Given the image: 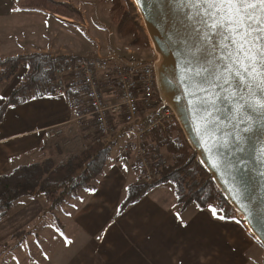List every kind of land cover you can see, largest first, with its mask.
Returning a JSON list of instances; mask_svg holds the SVG:
<instances>
[{"label": "crops", "instance_id": "obj_1", "mask_svg": "<svg viewBox=\"0 0 264 264\" xmlns=\"http://www.w3.org/2000/svg\"><path fill=\"white\" fill-rule=\"evenodd\" d=\"M12 3L0 0V58L32 52L68 54L58 41L47 40L40 14L49 10ZM58 49L63 50L53 53ZM26 68L21 64L7 80L0 105ZM105 94L107 99L116 96L112 90ZM75 101L55 89L40 95L31 92L26 101L7 107L0 121V175L27 165H58L88 148L93 121L87 107L74 106ZM57 129L59 134L49 135ZM123 138H115L101 170L65 202L50 208L46 197L35 192L17 198L0 220V243L16 247L18 232L29 236L31 227L41 223L39 217L51 213L57 228L46 235V254L27 252L26 258L37 259L34 264H251L249 250L259 243L246 225L248 232L236 216L220 219V213L194 204L181 209L169 183L150 189L117 213L126 186L142 181L132 165L123 167L115 159ZM147 143L161 149L159 132L149 135Z\"/></svg>", "mask_w": 264, "mask_h": 264}, {"label": "water", "instance_id": "obj_2", "mask_svg": "<svg viewBox=\"0 0 264 264\" xmlns=\"http://www.w3.org/2000/svg\"><path fill=\"white\" fill-rule=\"evenodd\" d=\"M133 4L155 52L160 99L226 202L264 248V92L253 89L249 95L243 82L229 76L224 65L233 49L215 28L195 18L189 0Z\"/></svg>", "mask_w": 264, "mask_h": 264}, {"label": "trees", "instance_id": "obj_3", "mask_svg": "<svg viewBox=\"0 0 264 264\" xmlns=\"http://www.w3.org/2000/svg\"><path fill=\"white\" fill-rule=\"evenodd\" d=\"M21 7L43 8L68 18H81L80 10L66 0H16ZM114 10L111 21L121 35H132L131 44L149 46L148 37L140 25L138 12L130 0H107ZM122 1L124 3H122ZM65 55H50L45 52L17 54L0 58V84L9 80L25 63L27 68L18 85L11 90L0 105V121L7 107L24 102L30 90L35 95L55 90L54 69ZM81 89L75 83L67 85L66 95L74 102ZM166 107L163 105L155 110L159 113ZM82 112V111H79ZM148 119L146 111L141 109L137 125ZM167 127L159 129L160 146H164L170 155L167 165L157 153L159 146L149 147L152 165L158 177L150 182L135 181L126 186V196L120 202L117 213L122 212L129 204L150 189L164 183L174 188L176 201L181 209L194 204L198 208H210L223 219L235 218V211L226 202L221 192L203 169L196 158V153L188 145L178 123L174 119H165ZM91 145L78 153L70 155L61 164L53 165L46 162L43 166L27 165L9 173L0 175V220L6 215L13 202L34 192L42 194L50 202V208L67 200L79 188L84 187L101 170L110 152L111 141H100L92 138ZM161 168V169H160Z\"/></svg>", "mask_w": 264, "mask_h": 264}, {"label": "built area", "instance_id": "obj_4", "mask_svg": "<svg viewBox=\"0 0 264 264\" xmlns=\"http://www.w3.org/2000/svg\"><path fill=\"white\" fill-rule=\"evenodd\" d=\"M129 61L119 56L80 57L68 53L55 65L53 84L57 91L66 94L67 85L77 82L81 91L74 106L87 107L93 121L94 138L113 142L124 135L115 155L116 161L123 167L132 165L143 181L150 182L159 174L149 156L148 137L159 129H166V118H175L157 93L155 59ZM106 90L115 91L116 96L107 99ZM163 105L166 108L156 114L155 110ZM141 109L146 111L148 119L137 125ZM60 132L57 129L49 135Z\"/></svg>", "mask_w": 264, "mask_h": 264}, {"label": "rangeland", "instance_id": "obj_5", "mask_svg": "<svg viewBox=\"0 0 264 264\" xmlns=\"http://www.w3.org/2000/svg\"><path fill=\"white\" fill-rule=\"evenodd\" d=\"M8 1H12L14 7H21L16 0H6V2ZM27 1L28 0H26V2ZM68 1L74 6L80 4V7H76L80 10L81 16L82 13L85 15V18H83L82 16L81 18H69L70 20H67L62 17L53 15L50 11L48 14L41 13L40 19L43 20L41 23L43 26H45V30L47 32V40L52 42L58 41L60 47L64 48V51L80 57L100 56L106 58L110 56H119L121 58L130 60L129 62H131L132 60L134 62L136 60V63L146 61L145 59L148 60L150 58H155V54L153 49L151 48V44L148 47L131 44V34L121 35L118 32L117 28L111 21V16L113 15L114 10L111 7L110 1ZM130 1L133 3V0ZM122 3L124 2L122 1ZM139 21L141 25L140 16ZM118 39L120 40L119 43ZM62 50L63 49H58L53 53L62 52ZM121 60L125 61V59ZM7 83L8 82L5 81L0 84V91H3V87H5ZM31 92L35 93L36 90L33 89L28 91L27 93L30 94ZM93 132L94 131L92 127V133ZM157 153L163 158L166 165L171 162L170 155L168 154L164 146H162L161 149L159 148ZM10 211H12V207L10 208L9 212ZM236 217L237 221L239 223H242V225L246 229L242 216L240 214H237ZM39 218L42 219L41 223L37 226L31 227L32 229L29 236L26 234V232L24 234V231H20L15 235L14 238L17 241L15 244L16 247L10 248L14 244L6 246L3 243H0V264H34L37 259H34L33 257L26 258V256L29 255L27 252L35 251L37 252L35 254L37 257L42 254H46V252L49 250L48 242H50V237L46 235L50 236L55 234H50V231L56 230L57 223L54 220L53 214L51 213L44 214ZM34 233H37L38 236L36 237ZM248 233L251 235L252 239L256 240L250 232ZM41 236L45 238V241H38V239H41ZM249 253L251 254L250 258L252 259L251 264H264V248L260 244L251 246Z\"/></svg>", "mask_w": 264, "mask_h": 264}, {"label": "snow or ice", "instance_id": "obj_6", "mask_svg": "<svg viewBox=\"0 0 264 264\" xmlns=\"http://www.w3.org/2000/svg\"><path fill=\"white\" fill-rule=\"evenodd\" d=\"M189 3L197 9L195 18L205 28H215L214 34L227 38V46L233 49L227 53L229 63L224 65L229 76L243 82L249 95L253 89L264 92V0H189ZM260 107L264 108V99Z\"/></svg>", "mask_w": 264, "mask_h": 264}, {"label": "bare ground", "instance_id": "obj_7", "mask_svg": "<svg viewBox=\"0 0 264 264\" xmlns=\"http://www.w3.org/2000/svg\"><path fill=\"white\" fill-rule=\"evenodd\" d=\"M62 18H64V19H67V20H70L69 18H67V17H63V16H61ZM141 26L143 27V29H144V22H143V20H142V18H141ZM144 31H145V29H144ZM149 42H150V44H151V41L149 40ZM151 46H152V44H151ZM246 225V224H245ZM249 229V228H248Z\"/></svg>", "mask_w": 264, "mask_h": 264}]
</instances>
